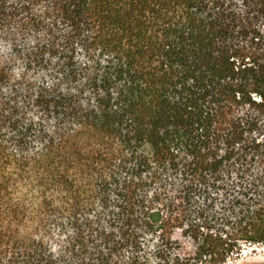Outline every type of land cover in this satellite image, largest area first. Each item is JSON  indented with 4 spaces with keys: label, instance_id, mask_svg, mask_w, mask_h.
<instances>
[{
    "label": "trees",
    "instance_id": "1",
    "mask_svg": "<svg viewBox=\"0 0 264 264\" xmlns=\"http://www.w3.org/2000/svg\"><path fill=\"white\" fill-rule=\"evenodd\" d=\"M264 245V0H0V264H227Z\"/></svg>",
    "mask_w": 264,
    "mask_h": 264
},
{
    "label": "rangeland",
    "instance_id": "2",
    "mask_svg": "<svg viewBox=\"0 0 264 264\" xmlns=\"http://www.w3.org/2000/svg\"><path fill=\"white\" fill-rule=\"evenodd\" d=\"M227 264H264V245H247L239 255L228 259Z\"/></svg>",
    "mask_w": 264,
    "mask_h": 264
}]
</instances>
